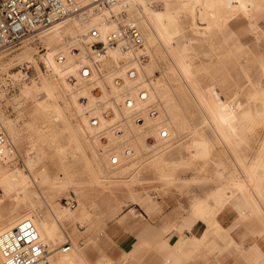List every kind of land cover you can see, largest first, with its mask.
Returning a JSON list of instances; mask_svg holds the SVG:
<instances>
[{
  "label": "bare ground",
  "instance_id": "bare-ground-1",
  "mask_svg": "<svg viewBox=\"0 0 264 264\" xmlns=\"http://www.w3.org/2000/svg\"><path fill=\"white\" fill-rule=\"evenodd\" d=\"M121 2L127 7L130 17L134 18L133 20L139 30L140 28L142 29L140 32L145 41L144 43L146 45L148 43V46L157 44L158 48L154 49V51L157 54L165 53L173 64V67L168 69L171 75L175 76L179 83H186L188 85L187 88L189 90L186 93V97L189 96L193 99V106L198 110L196 122L188 125L187 120L180 117V107L174 103L167 104L162 111L160 110L161 112H158L157 104L154 101L165 97L168 91L161 88L159 81L157 83L146 82L143 66L138 68L133 63V66L128 68L130 65L127 64L131 61V55L134 57L133 54L120 52L115 48H111L106 51L104 56L100 57L99 62L101 63V67L109 65L111 68L112 66L111 74L109 73L107 76L108 97L113 98V102H108L107 106H110L112 109L111 111L109 110L112 117L108 118L107 114L105 118V116L100 114L101 112L97 111L94 113L97 117V126H90L89 119L87 120L84 111L92 107L96 103V99L97 101L98 98L101 100L102 97H106L107 95L103 90V93L101 92L102 94H100L101 96L98 95L99 97L93 96L94 94L91 95L90 87L100 84V82L96 81L97 79H95L93 74L88 78L80 76L79 69L83 68V65L89 64L87 54L90 51V48L86 45V39L82 37V32L90 27H94L99 31L102 39L114 28V25L107 22L104 17L94 14L87 23L76 19H68L43 33L33 36L37 37L46 49L40 58L52 78L42 79L38 86L24 88L23 91L24 93H31L36 89L41 90L39 99L42 98V100L38 101L37 105L42 108H49L51 112L48 123L45 124V130L40 132L41 139L46 142H52L57 140V137L60 136L59 132L62 129H68L69 142H72L73 145L75 144L76 149L82 150V147H86L85 145H87V137L84 136L87 132L93 134L91 142L98 143L100 129L105 128L106 125L110 126L113 123L120 122L116 130L120 132L118 136L114 137L110 130L104 132L107 142L105 144L104 141L102 145L103 149L107 152L115 148L114 152L117 155L114 157L119 162L111 170H119L122 168L123 163L134 160L136 156L133 150L143 147L144 136L152 133L155 136L160 127L161 119L165 117L168 120L170 115H173L175 120L174 127L179 132V135L184 130H189L194 135L185 146L189 149L192 160H206L209 158L213 143L206 136L207 132L229 151L243 145H248L250 137L258 133L256 130L264 128V61L258 60L253 67L250 62L239 61L238 52H214V56L218 60V66L214 67V74L218 73V76L215 75L211 79L212 82L215 80L219 81L220 85L218 88L211 83L201 86L197 73L190 61L185 57L184 48H182L184 44L179 43V40L185 37L181 36V28L175 19L176 13L172 12L167 4L161 10H154L149 0H121ZM183 2H186L187 5H185L194 11V15L196 16L194 26L197 27V30L201 27L203 33H207L218 26H224L227 21L236 17H255L264 12V0H184ZM245 31L252 32L253 29L252 27H247L244 29ZM210 45V47L213 46V44ZM72 46H74L72 49L79 50V52L71 55L69 47ZM240 46L242 47L243 45H239L238 48ZM145 47L147 49V46ZM175 50L178 51L177 54ZM32 51L33 49L26 43L23 50L16 57L20 60L34 62ZM209 54L211 53L204 52L203 55L208 56ZM56 56L61 57L64 61L56 62ZM233 61L237 63V67L235 72L231 73L229 68L227 69L225 66L227 63ZM128 69L136 70L137 73L134 79L130 80L127 78ZM232 86L239 90L230 91ZM140 90L145 91L146 95L144 98L139 95ZM242 91L246 93L245 100L240 99L238 95ZM124 92L133 101V108L121 107L116 109L114 102L119 103L122 100L120 94H125ZM56 96H60L64 100L66 109L69 104L73 106L72 115L79 121L76 122L75 126H71L67 122L62 109L57 104L49 102V100L54 99ZM105 97L103 98L104 102ZM78 99L83 100L79 102ZM150 105L156 109L155 115L152 117L148 114ZM135 113L136 116L138 115L144 120L142 124L134 123L132 116L134 117L133 114ZM91 114L93 113H90L89 116ZM52 120L62 123L60 131L59 125L55 127L50 123ZM4 126L12 137L18 135L17 130L11 123L4 122ZM181 140L182 138L172 143V145L156 151L155 156L150 160L149 167L158 171L159 178L168 176L167 172L163 170L164 165L169 162L173 154L178 152L180 145H182ZM262 145L264 146V141ZM125 146L132 148L128 147L131 150L127 155H124V152H122ZM104 158L96 157V168L92 170L91 180H79V182L91 185L103 182L105 185L106 180H95L96 175L102 169ZM110 160L111 158L109 157L108 163ZM235 161L239 163L241 174L236 175L234 178H228L225 182L216 185L210 194L193 199L191 202L192 210L196 216L208 221L213 219L215 213L227 208H238L240 210L238 213L240 214V218L245 217L246 211L260 213L264 205V150L256 155L247 165L245 164L244 157L242 160L235 158ZM32 162L33 160L30 159V164ZM3 164L0 158V166ZM60 166L61 173L55 175V180H26L18 170H13L9 174L7 173L0 177V192L5 195L13 194L17 197L18 201L28 204V207L32 209L27 212H5L1 215L4 218L0 221V229L12 228L20 219L28 218L32 220L40 237L48 247L57 245L49 249V260L52 264L59 262L75 264L74 255L70 251L60 254L59 252H55V249L60 248L64 240L69 241L67 233L62 226L63 222L74 221V218H77L82 213L84 204L80 203L79 207L70 214L56 206L50 207L48 204L47 211L34 208L36 203L33 199L40 197V199L45 198L50 202V193L60 192L67 189L68 185H73L74 180H69L71 173L68 171L67 165L61 164ZM233 176L234 174L231 177ZM42 182L48 184V187L45 189L41 188L40 184ZM136 200L142 202V205L148 212L154 209L150 205H145L146 199L144 196H137ZM195 219L197 218H191V221Z\"/></svg>",
  "mask_w": 264,
  "mask_h": 264
},
{
  "label": "rangeland",
  "instance_id": "rangeland-1",
  "mask_svg": "<svg viewBox=\"0 0 264 264\" xmlns=\"http://www.w3.org/2000/svg\"><path fill=\"white\" fill-rule=\"evenodd\" d=\"M183 1L149 0L154 10H161L167 4L169 9L176 13L175 19L181 28V36L185 37L180 39L179 43L184 44L182 48H184L185 57L190 61L197 73L201 86L211 83L218 88L220 85L219 81L215 80L212 82L211 79L215 75L218 76V73L214 74V67L218 66V60H216L217 57L214 56V52H238V58H240L238 60L250 62L253 67L258 60L264 61V12L255 17H236L227 21L224 26H218L207 33H203L201 27L197 30V27L194 26L196 21L194 11L186 6L187 3ZM131 18L134 19L133 17ZM247 27H252L253 31L244 32V29ZM140 31H142L141 28ZM26 43L33 49L34 62L20 60L16 57L23 50ZM26 43L9 50L0 49V130L5 132L13 143L16 154L12 162L0 166V177L7 173L9 174L13 170H18L26 180H55V175L61 173L60 165H67L68 171L71 173L69 180H74L73 185H68L67 189L60 192L50 193V202L45 198H41V200L40 197L33 200L36 203H34V208L36 209L40 208L47 211L48 204L50 207L56 206L68 214L74 212L80 203L84 204L82 213L77 218H74V221L63 222L62 225L71 242V247L67 252L70 251L74 255L75 264H121V262L125 261L124 257L116 256L110 258L106 256L102 250V245L95 241L93 246L95 258L93 262H86L84 259L86 246L80 245L78 242V239L85 237L89 231L95 232L96 235H104L105 229L110 224H122L125 214L136 218V216H139V212H141L152 222L167 223V225L173 224V221L182 219L183 214L199 219V216H196L192 210L191 202L193 199L210 194L216 185L225 182L228 178H234L236 175L241 174V168L239 163L235 161V158L242 160L244 157L245 164L247 165L256 155L264 150V146L262 145L264 141V128L256 130L258 132L255 135L257 138L251 136L248 145H243L231 151L219 144L207 132L206 136L213 143L209 158L206 160H192L189 149L185 146L194 135L189 130H184L179 135V132L174 127L175 120L173 115H170L168 120L165 117L161 119L160 127L155 136L153 133L144 136L143 147L133 150L136 156L134 160L123 163L122 168L119 170H111L119 162L117 165L108 163L109 157H116L117 155L114 152L115 148L106 152L102 145L104 141L105 144L107 142V138L104 135L105 131L110 130L114 137L120 134V132L116 131L118 129L117 125L120 122L113 123L110 126L106 125L105 128L100 129V133H98L100 136L97 135L99 137L98 143H92L93 134L87 132L84 135L87 137V145L84 144L86 147L83 146L82 150L76 149L75 144L73 145L72 142H69L68 129H62L59 132L60 136L57 137V140L46 142L41 139L40 132L45 130V124L48 123L51 112L49 108H42L37 105L38 101L42 100V98L39 99L41 90L36 89L31 93H24L23 91L24 88L38 86L42 79L52 78L40 58L46 51L42 43L37 37H32ZM210 44H213V46L210 47ZM144 45L147 46V49L144 46L143 51L146 55L145 61L144 59L142 62L136 61L134 59L135 56L131 55V61L127 64L130 65L128 68L132 67L133 63L138 68L143 66L146 82L157 83L159 81L161 88L168 91L165 97L154 101L157 104L158 112L162 111L167 104L174 103L180 107V117L186 119L188 125L195 123L198 117V110L193 106V99L189 96L186 97V93L189 90L187 88L188 85L186 83H179L175 76L171 75L168 69H171L173 64L165 53L157 54L154 51V49L158 48L157 44L148 46V43L147 45L144 43ZM239 45L243 46L238 48ZM72 48L74 46L69 47L71 55L79 52V50ZM204 52L211 54L205 56L203 55ZM175 53L177 54L178 51L175 50ZM55 60L58 63L64 61L58 56L55 57ZM88 60L89 64H85L83 67H89L91 69L90 76L93 74L95 79H97L96 81L100 82V84L90 87L91 95L94 94L93 96L99 97L103 91L107 95L106 97L104 96L105 102L104 97L101 100L98 98V101L96 99V103L92 107L84 111L87 120L89 119L90 126L96 127L97 125L94 126L91 123L92 118H97L94 115L95 112H101L100 114L105 116V118L107 114L108 118L112 117L110 112L112 109L110 106H107L108 102H113V98L108 97L107 92L109 90L107 76L111 72L112 66L111 68L109 65L101 67L99 60L95 63V66H92L89 57ZM236 67L237 63L235 61L227 63L225 66L230 71L236 69ZM80 71L81 69H79V73ZM237 90L239 89L234 86L230 89L233 92ZM244 91L238 93L242 100L246 99ZM120 96L123 100L126 95L122 93ZM78 100L81 102L83 99ZM121 101L119 103L114 102L116 109L121 108ZM49 102L57 104L62 109L67 122L71 126H75L78 119L72 115V105L69 104L66 109L64 100L60 96L52 98ZM155 112L156 109L150 105L148 108L150 117L154 116ZM90 113L93 114L89 116ZM4 122L11 123L17 130L18 135L12 137L4 126ZM143 122L144 120L138 115L134 118L135 124H142ZM50 123L55 127L59 125V131L62 128L60 121L52 120ZM174 133L175 135L173 136ZM181 138L182 145H180L178 152L173 154L169 162L164 165L163 170L167 172L168 176L159 178L158 171L149 167L150 160L155 156L156 151L172 145V143ZM164 140L166 141L162 143L161 141ZM146 142L147 144H145ZM128 147H123L122 152H124V155H127V149L131 148ZM96 157H105L102 169L95 179L106 180L105 185L103 182L92 185L79 182V180H91L92 170L96 168ZM30 159L33 160L32 164H30ZM233 174L234 176L231 177ZM40 187L45 189L48 187V184L42 182ZM137 196H144L146 199L145 205H150L154 209L148 212L142 205V202L136 200ZM68 197L76 199L77 204L75 208L74 202L70 208L64 204V199ZM30 210L32 209L28 207V204L18 201L17 197L13 194L5 195L0 192V221L4 218L1 215L7 211L27 212ZM82 231L84 233H80ZM65 242L66 240L62 243L64 244ZM56 246H50L49 249Z\"/></svg>",
  "mask_w": 264,
  "mask_h": 264
},
{
  "label": "built area",
  "instance_id": "built-area-1",
  "mask_svg": "<svg viewBox=\"0 0 264 264\" xmlns=\"http://www.w3.org/2000/svg\"><path fill=\"white\" fill-rule=\"evenodd\" d=\"M94 14L104 17L114 28L102 39L94 27L82 32V37L90 48L88 57L92 66L111 48L133 54L136 61H142L146 57L142 34L121 0H0V49L15 48L68 19L87 23ZM136 73L135 69H128L127 78L134 79ZM90 75L89 67L81 68L82 78ZM139 95L144 98L145 91L140 90ZM120 106L131 109L133 101L125 96ZM133 115V119L137 117L136 113ZM96 121L97 118L91 119L94 126L97 125ZM126 153L129 154L130 149ZM15 156L13 143L0 130L1 160L4 164H9ZM110 163L116 165L118 161L113 156ZM73 202L75 206L76 202L72 197L64 199L68 208L73 206ZM70 247V242L66 241L55 252L66 253ZM0 258L1 264H52L48 245L28 218L20 219L12 228L0 230Z\"/></svg>",
  "mask_w": 264,
  "mask_h": 264
},
{
  "label": "crops",
  "instance_id": "crops-1",
  "mask_svg": "<svg viewBox=\"0 0 264 264\" xmlns=\"http://www.w3.org/2000/svg\"><path fill=\"white\" fill-rule=\"evenodd\" d=\"M263 206L260 213L246 211L244 218L238 208L220 210L208 221L183 214L170 225L141 212L136 218L125 214L122 224H110L104 235L88 230L78 242L86 246V262L95 258L96 241L106 256L124 257L121 264H264Z\"/></svg>",
  "mask_w": 264,
  "mask_h": 264
}]
</instances>
